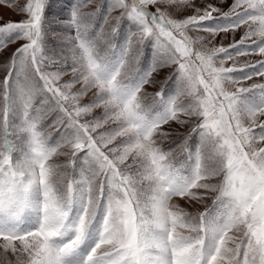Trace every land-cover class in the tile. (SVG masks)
I'll list each match as a JSON object with an SVG mask.
<instances>
[{
	"label": "snow or ice",
	"instance_id": "snow-or-ice-1",
	"mask_svg": "<svg viewBox=\"0 0 264 264\" xmlns=\"http://www.w3.org/2000/svg\"><path fill=\"white\" fill-rule=\"evenodd\" d=\"M0 3L6 264H264V0Z\"/></svg>",
	"mask_w": 264,
	"mask_h": 264
},
{
	"label": "rangeland",
	"instance_id": "rangeland-1",
	"mask_svg": "<svg viewBox=\"0 0 264 264\" xmlns=\"http://www.w3.org/2000/svg\"><path fill=\"white\" fill-rule=\"evenodd\" d=\"M54 8L53 13L58 11L60 8L64 7L67 4V0H53ZM22 19L21 15H18L13 8L7 6L6 4L0 3V20L2 21H18ZM53 19H55V16H53ZM53 27H56V25H53ZM237 39H239V34L237 35ZM219 41V38H218ZM228 43H231V40H225L224 44L227 45ZM260 59L258 55H249L248 57H237L236 63L237 65H243L245 61H250L252 63H255L256 60ZM233 61H227L225 66H231ZM252 82H262L260 77H254L253 81H247L245 84H250ZM192 210V209H189ZM13 257L10 254H5L3 249L0 248V264H6L7 260H11Z\"/></svg>",
	"mask_w": 264,
	"mask_h": 264
}]
</instances>
